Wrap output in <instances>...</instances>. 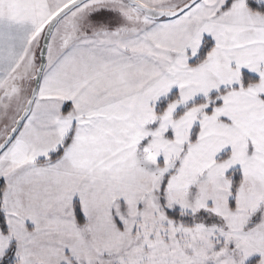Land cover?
<instances>
[{
	"label": "snow or ice",
	"instance_id": "1",
	"mask_svg": "<svg viewBox=\"0 0 264 264\" xmlns=\"http://www.w3.org/2000/svg\"><path fill=\"white\" fill-rule=\"evenodd\" d=\"M0 264H264V0H0Z\"/></svg>",
	"mask_w": 264,
	"mask_h": 264
}]
</instances>
